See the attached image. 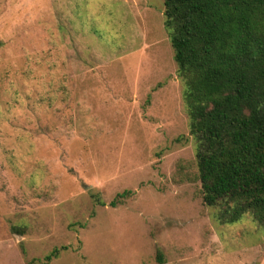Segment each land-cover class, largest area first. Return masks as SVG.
<instances>
[{
  "label": "rangeland",
  "instance_id": "1",
  "mask_svg": "<svg viewBox=\"0 0 264 264\" xmlns=\"http://www.w3.org/2000/svg\"><path fill=\"white\" fill-rule=\"evenodd\" d=\"M182 88L162 0H0V264H254L264 226L202 202Z\"/></svg>",
  "mask_w": 264,
  "mask_h": 264
},
{
  "label": "trees",
  "instance_id": "2",
  "mask_svg": "<svg viewBox=\"0 0 264 264\" xmlns=\"http://www.w3.org/2000/svg\"><path fill=\"white\" fill-rule=\"evenodd\" d=\"M162 2L202 202L221 225L250 217L264 226V0Z\"/></svg>",
  "mask_w": 264,
  "mask_h": 264
},
{
  "label": "crops",
  "instance_id": "3",
  "mask_svg": "<svg viewBox=\"0 0 264 264\" xmlns=\"http://www.w3.org/2000/svg\"><path fill=\"white\" fill-rule=\"evenodd\" d=\"M259 254L260 256L254 264H264V246L260 247Z\"/></svg>",
  "mask_w": 264,
  "mask_h": 264
}]
</instances>
